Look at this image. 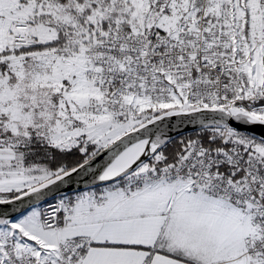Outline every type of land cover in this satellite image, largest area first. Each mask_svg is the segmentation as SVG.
Masks as SVG:
<instances>
[{"label":"snow or ice","instance_id":"1","mask_svg":"<svg viewBox=\"0 0 264 264\" xmlns=\"http://www.w3.org/2000/svg\"><path fill=\"white\" fill-rule=\"evenodd\" d=\"M0 264H264V0H0Z\"/></svg>","mask_w":264,"mask_h":264}]
</instances>
